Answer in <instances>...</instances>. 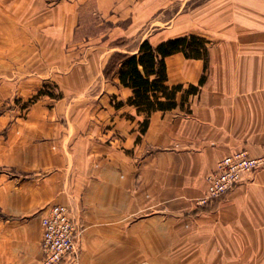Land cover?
<instances>
[{
  "label": "crops",
  "instance_id": "1",
  "mask_svg": "<svg viewBox=\"0 0 264 264\" xmlns=\"http://www.w3.org/2000/svg\"><path fill=\"white\" fill-rule=\"evenodd\" d=\"M188 35L209 41L208 68L167 56V83L205 81L141 134L132 90L104 69ZM43 81L63 98L14 115ZM240 150L264 153V0H0V264H42L54 204L83 227L73 264H264V169L195 207Z\"/></svg>",
  "mask_w": 264,
  "mask_h": 264
},
{
  "label": "trees",
  "instance_id": "2",
  "mask_svg": "<svg viewBox=\"0 0 264 264\" xmlns=\"http://www.w3.org/2000/svg\"><path fill=\"white\" fill-rule=\"evenodd\" d=\"M176 53H182L188 59H202L204 70L208 68L207 42L194 35L171 39L157 46L145 40L136 54L115 53L108 61L105 77L114 72L119 83L132 90L125 104L133 106L138 115H144L139 123L141 134L147 130L153 112L182 108L205 81L203 74L197 86L168 85L165 58ZM179 94L180 99L177 100ZM122 105L124 103L119 102L116 107Z\"/></svg>",
  "mask_w": 264,
  "mask_h": 264
},
{
  "label": "built area",
  "instance_id": "3",
  "mask_svg": "<svg viewBox=\"0 0 264 264\" xmlns=\"http://www.w3.org/2000/svg\"><path fill=\"white\" fill-rule=\"evenodd\" d=\"M264 167V154L249 157L240 150L226 155L217 165V170L207 176V188L195 201L198 208L210 207L232 191L245 176ZM42 237L40 249L42 264L73 263L78 252L79 229L68 210L63 206L50 207L41 220Z\"/></svg>",
  "mask_w": 264,
  "mask_h": 264
},
{
  "label": "rangeland",
  "instance_id": "4",
  "mask_svg": "<svg viewBox=\"0 0 264 264\" xmlns=\"http://www.w3.org/2000/svg\"><path fill=\"white\" fill-rule=\"evenodd\" d=\"M188 36H190V35H188ZM195 36V35H194ZM184 37V36H183ZM199 37V36H198ZM202 38V37H201ZM204 40H206L205 38H203ZM206 42H207V48H208V43H209V41H207L206 40ZM126 54H128V53H126ZM108 64V63H107ZM107 66V65H106ZM106 68V67H105ZM104 71H105V69H104ZM104 75H105V73H104ZM116 74L113 72V73H111L108 77H106L107 79L108 78H110L111 76L112 77H114ZM63 92L60 90V88L54 83V82H50V81H43V83H42V85H41V87L39 88V90H37V92L34 94V95H32L31 97H29V98H27V99H20V100H13V105L14 106H17L18 108H17V111H15L14 112V115H19V116H21V115H24L25 113H27V111H28V109L30 108V106L31 105H33L35 102H37L38 100H40V99H42V98H44V97H47L49 100H51L52 102H56V101H59V100H61L62 98H63ZM112 101L113 102H115L114 103V105H116L118 102H117V100H116V98L114 97V98H112ZM246 151V150H245ZM247 153H248V151H247ZM264 154V153H263ZM248 155H249V157H251V158H258V157H261L262 156V154L261 155H259V156H257V157H253V156H250V154L248 153ZM225 157V156H224ZM223 157V158H224ZM222 158V159H223ZM222 159H220L218 162H217V164H216V169L214 170V171H216L217 170V165H218V163L222 160ZM261 169H264V167H260V168H258V169H256L253 173H251V174H247L245 177L247 178V177H251L252 175H254L255 174V172H257V171H259V170H261ZM214 171H212V172H214ZM212 172H210V173H212ZM209 173V174H210ZM208 174V175H209ZM207 175V176H208ZM207 176H206V178H205V183H206V188H207V181H206V179H207ZM242 182V181H241ZM239 184V183H238ZM206 188H205V190H206ZM231 192V191H230ZM229 193V192H228ZM204 194V193H203ZM226 195V194H225ZM224 195V196H225ZM54 205H56V204H54ZM54 205H51V206H48L47 208H45V210H44V213H43V216H44V214H45V212L50 208V207H52V206H54ZM58 206H63V207H65L67 210H68V212H69V214L71 215V218H72V220L77 224V226H78V229H79V235H80V233L82 232V230H83V227L81 226V225H79L78 223H77V221L76 220H74V218H73V216H72V212H71V210L67 207V206H64V205H58ZM195 207H196V209H201L200 211H203L204 210V208H206V209H209L210 207H200V208H198L197 206H196V204H195ZM42 220V219H41ZM41 229H42V225H41ZM78 251H79V237H78ZM78 253L79 252H77V255H76V258L74 259V262L73 263H75L76 261H77V256H78ZM73 263H63V264H73Z\"/></svg>",
  "mask_w": 264,
  "mask_h": 264
}]
</instances>
